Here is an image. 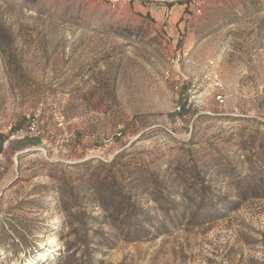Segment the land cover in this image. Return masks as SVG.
Wrapping results in <instances>:
<instances>
[{
  "label": "rangeland",
  "instance_id": "374dc122",
  "mask_svg": "<svg viewBox=\"0 0 264 264\" xmlns=\"http://www.w3.org/2000/svg\"><path fill=\"white\" fill-rule=\"evenodd\" d=\"M190 2L0 0V264H264V0Z\"/></svg>",
  "mask_w": 264,
  "mask_h": 264
},
{
  "label": "crops",
  "instance_id": "0c3cea01",
  "mask_svg": "<svg viewBox=\"0 0 264 264\" xmlns=\"http://www.w3.org/2000/svg\"><path fill=\"white\" fill-rule=\"evenodd\" d=\"M176 7V5H172L171 6V13L174 11V8ZM182 7H183V4H180L179 5V7L178 8H176V11H180V10H182ZM151 12H153V8H150L149 9ZM168 10V7L166 6V5H164L163 7H161L159 10H157L156 9V11H160V12H164V11H167ZM177 19H178V17L177 18H175L173 15H171L170 17H169V23L170 24H172V27H175V24H176V21H177ZM161 22H163L164 21V17L162 16L161 17Z\"/></svg>",
  "mask_w": 264,
  "mask_h": 264
},
{
  "label": "built area",
  "instance_id": "2783aa9c",
  "mask_svg": "<svg viewBox=\"0 0 264 264\" xmlns=\"http://www.w3.org/2000/svg\"><path fill=\"white\" fill-rule=\"evenodd\" d=\"M110 1H120V0H110ZM129 1H131V0H129ZM199 1L200 0H191V2H190L191 7L189 8L191 14H189L187 17L189 21H191L192 15L201 13L202 6H201ZM113 6H114V4H113ZM219 98H221V96H219Z\"/></svg>",
  "mask_w": 264,
  "mask_h": 264
},
{
  "label": "trees",
  "instance_id": "16d2710c",
  "mask_svg": "<svg viewBox=\"0 0 264 264\" xmlns=\"http://www.w3.org/2000/svg\"><path fill=\"white\" fill-rule=\"evenodd\" d=\"M0 137H2L3 139L5 138L3 135L0 134Z\"/></svg>",
  "mask_w": 264,
  "mask_h": 264
}]
</instances>
